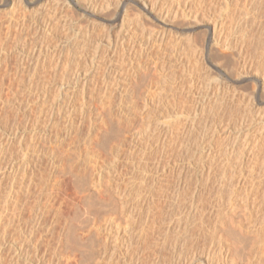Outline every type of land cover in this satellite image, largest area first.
<instances>
[{"label":"rangeland","instance_id":"1","mask_svg":"<svg viewBox=\"0 0 264 264\" xmlns=\"http://www.w3.org/2000/svg\"><path fill=\"white\" fill-rule=\"evenodd\" d=\"M146 1L169 17L153 18L138 0H0V264H189L193 256L208 264L229 189L251 171L264 175V0ZM216 23L222 47L211 37ZM161 29L164 42L140 57L133 91L118 94L116 74L129 76L142 36ZM117 140L118 157L106 150ZM94 181L135 192L131 245L110 242V261L101 259L104 231L88 234L85 255L73 252L76 234L92 229L77 214ZM149 189L153 206L139 200ZM192 208L199 213L187 217Z\"/></svg>","mask_w":264,"mask_h":264},{"label":"bare ground","instance_id":"2","mask_svg":"<svg viewBox=\"0 0 264 264\" xmlns=\"http://www.w3.org/2000/svg\"><path fill=\"white\" fill-rule=\"evenodd\" d=\"M260 1V0H258ZM257 1V2H258ZM12 2V1H11ZM138 2L140 3L141 5V8H142V11L144 13H147V14H150V16H153L152 14H155V16H158L159 19H165V18H168L169 17V14H170V9L167 10V11H164L162 10L161 8H156V6H149L147 5V1L146 0H138ZM256 2V1H255ZM9 4H12L10 2H5L4 3V6H8ZM10 6V5H9ZM12 6V5H11ZM119 6H123V2H120L119 3ZM230 6V5H229ZM98 7L97 3H91V8H92V11H94L96 8ZM243 9V8H242ZM241 9V10H242ZM178 10V9H177ZM181 10V14L183 16H188L190 15V11H186L184 8L183 9H180ZM227 10V8H226ZM91 11V12H92ZM230 11V10H229ZM240 11V10H239ZM93 13V12H92ZM177 13V12H175ZM174 13V14H175ZM226 13V12H225ZM231 13V12H229ZM227 15V14H226ZM230 15V14H229ZM227 15V16H229ZM241 15V14H240ZM231 17V16H230ZM154 18V16H153ZM156 18V17H155ZM246 23H243V27ZM238 26V25H237ZM240 26V25H239ZM247 26V25H246ZM227 27V26H225ZM241 27V28H243ZM236 28V26H235ZM238 28V27H237ZM207 29V28H206ZM234 29V28H233ZM244 29V28H243ZM249 29V28H248ZM238 30V29H236ZM241 29L238 30V33L240 32ZM245 30H246V27H245ZM224 31V30H223ZM242 31V30H241ZM227 32V31H226ZM234 32V31H233ZM243 32V31H242ZM241 32V34H243ZM247 32V30L245 31ZM145 33V32H144ZM187 34H190L191 33V30H187L186 31ZM236 33V31H235ZM228 34V33H227ZM230 34V33H229ZM228 34V35H229ZM234 34V33H233ZM246 34V33H245ZM249 34V33H248ZM232 35V34H231ZM230 35V36H231ZM190 36V35H189ZM227 36V35H226ZM229 36V37H230ZM10 37V36H9ZM165 33H164V30L161 29L160 32H150L148 31L147 33H145L143 36H142V39L141 41L139 42L138 45V48H139V57H136L134 58L135 60H133V57L127 59V66L128 64L130 65V67L128 66V70L131 71V74H129V76L126 75V77H123L122 74H121V71L120 73L116 74L115 71L114 73L116 74V77L115 78L116 80L114 81V89L118 92V94H123L125 95L126 93L130 94L132 91H133V88L132 87V84L135 85V80L137 77H139V73L141 72V69H142V62H140V57L143 56L145 53H147L146 51L152 47H155V45L157 46H160L161 44H163L164 42V38H165ZM211 37L213 38V42L214 44L217 46V47H222V46H225V42H227L226 40L225 41H222L223 40V36H222V25L220 24V27H218V23H216V26H214V28L211 30ZM228 37V36H227ZM244 38V37H242ZM228 39V38H227ZM238 39V38H237ZM242 40V39H241ZM240 39L238 41H241ZM246 40V39H245ZM244 40V41H245ZM248 40V39H247ZM235 41V40H234ZM249 41V40H248ZM263 42V41H262ZM230 43V42H229ZM228 44V43H227ZM204 46V45H203ZM227 46V45H226ZM241 46V45H240ZM209 47V46H208ZM229 47V46H227ZM242 47V46H241ZM264 47V46H263ZM132 50V48H131ZM129 51V50H128ZM202 51V50H201ZM130 52V51H129ZM133 51H131V55H134L132 54ZM205 53V52H204ZM156 64V63H155ZM41 65V64H40ZM246 63L245 62H242L239 64V69H238V73H239V76L241 75V73H243L244 75V71L246 70ZM120 67V66H119ZM124 68V67H123ZM120 69V68H118ZM127 70V71H128ZM143 70V69H142ZM123 71V70H122ZM126 71V70H125ZM247 71V70H246ZM110 72V71H108ZM143 73V72H142ZM237 73V72H236ZM246 73V72H245ZM37 74V73H36ZM112 75V73H109ZM112 75V76H115ZM121 74V75H120ZM126 74V73H125ZM247 74V73H246ZM141 75V73H140ZM79 76V75H78ZM109 76V75H108ZM248 76V75H247ZM80 77V76H79ZM243 77V76H241ZM254 81L256 83L259 82V78L257 76H254ZM75 80L77 82H80L82 84L85 83V78L84 77H81L80 80L78 78H75ZM135 81V82H134ZM264 83V81H263ZM138 84V83H137ZM141 84V83H140ZM140 86V85H139ZM138 86V87H139ZM134 87V86H133ZM141 87V86H140ZM141 89V88H140ZM258 89V88H257ZM136 90V89H135ZM143 91V89H141ZM138 93V90L137 92ZM139 94V93H138ZM116 95V93H115ZM114 95V96H115ZM140 95V94H139ZM255 95L257 97L260 98V93L259 91H257L255 93ZM117 96V95H116ZM127 96V95H126ZM145 97V95H144ZM126 98V97H125ZM140 98V97H139ZM210 102V101H209ZM208 102V103H209ZM201 106H203V102L201 103ZM122 107V106H121ZM197 107V106H196ZM212 107V106H211ZM209 107V111H212L210 110ZM121 109V108H120ZM101 110V109H100ZM111 110V109H110ZM198 112L201 111V109L197 110ZM100 113V112H98ZM106 113V112H105ZM108 113V112H107ZM106 113V114H107ZM209 113V112H208ZM124 114V112H123ZM102 116L104 114H101ZM109 115V114H108ZM127 115V114H126ZM98 116V115H97ZM217 116V115H216ZM101 117V116H100ZM120 117V116H119ZM202 118V117H201ZM215 118V117H214ZM218 118V117H217ZM216 118V119H217ZM221 117H219V121H216L217 124H213V125H219V123L221 122L220 119ZM109 119V118H108ZM199 119L198 117L195 118V120L191 121V125H193L196 120ZM106 120V119H105ZM110 120V119H109ZM112 120V119H111ZM123 120V119H122ZM201 120V119H200ZM117 121V120H116ZM126 121V120H125ZM107 122V121H106ZM120 122V121H119ZM124 122V121H123ZM215 121L213 120L212 123H214ZM115 123V122H113ZM198 123L199 120H198ZM110 123H108L109 125ZM209 123V127L211 125ZM71 125V123H70ZM100 125V124H99ZM103 125V124H102ZM111 125V124H110ZM72 126V125H71ZM95 126V125H94ZM116 126V125H114ZM121 126V125H120ZM174 124H166V129L164 131V138L162 139L161 143L159 144V146L161 145L162 149L163 150H166L167 148V140H168V137L170 136L171 132H172V128H173ZM212 126V125H211ZM93 127V126H92ZM104 127L106 126H102V130L104 131ZM118 127H119V124H118ZM172 127V128H171ZM107 128V127H106ZM189 128H192V127H188ZM212 128V127H210ZM109 129V127L107 128ZM111 129V128H110ZM116 129V128H115ZM123 129V128H122ZM126 129V128H125ZM96 130V129H95ZM101 130V129H100ZM107 131V130H106ZM103 132V133H106ZM121 132V129L119 130ZM124 131V130H123ZM122 131V132H123ZM133 131V130H132ZM108 132V131H107ZM115 132H118V131H115ZM127 132V131H126ZM129 132V131H128ZM102 133V135H103ZM130 133V132H129ZM135 133V132H134ZM114 134V133H113ZM118 134V133H117ZM120 134V133H119ZM123 134V133H122ZM128 134V133H127ZM133 134V133H132ZM93 135V134H92ZM95 135V134H94ZM101 135V136H102ZM135 135V134H133ZM100 136V135H99ZM111 136V135H110ZM92 138V137H91ZM104 138V137H103ZM122 138V137H121ZM99 139V138H98ZM110 139V138H109ZM116 139V138H114ZM125 139V138H124ZM87 140V139H86ZM89 140V139H88ZM91 140V139H90ZM121 140V139H120ZM120 140H117L115 143L113 144H110L111 146H109V149H106V150H109L110 154L109 155H113V156H116L117 157L119 156L118 155V152H119V144L122 143L119 142ZM95 141V139H94ZM108 141V140H107ZM113 141V139H112ZM93 142V141H92ZM96 142V141H95ZM106 142V141H104ZM127 142V141H126ZM90 143V142H89ZM94 143V142H93ZM93 143H91L93 145ZM97 143V142H96ZM108 143H110L108 141ZM99 144V143H98ZM89 145V144H88ZM95 145V144H94ZM121 145V144H120ZM123 146V145H122ZM97 147V146H96ZM160 147V148H161ZM87 148V147H86ZM162 149H160L162 151ZM159 150V149H158ZM235 150V149H234ZM160 151V152H161ZM167 151V150H166ZM98 152V151H97ZM101 152V151H100ZM233 152V151H232ZM95 153H96V150H95ZM165 153V152H164ZM94 154V152L92 153V155ZM98 154V153H97ZM93 158V156H92ZM112 160V159H111ZM111 163H115V162H112ZM159 163V162H158ZM95 165V164H94ZM98 165V164H97ZM110 165V164H109ZM88 166V165H87ZM114 166V165H113ZM259 166V165H258ZM263 166V165H262ZM97 167V166H96ZM102 167V166H101ZM95 168V167H94ZM89 169V168H88ZM101 169V168H100ZM255 170V169H254ZM86 171V169H85ZM102 171V170H101ZM257 171V170H255ZM254 171V172H255ZM258 171H261V170H258ZM262 172V171H261ZM259 172L257 173V175H255V173H253L252 171L250 172V177H245V178H241L239 179L238 182H236L235 185L232 186L231 189H229L230 191L227 193L225 199H224V203H223V209L221 211H219L218 213L216 212L215 214V221L212 226V231L210 232V230H208L210 232V235H209V246H208V249L210 250V252H212V254H215V258L211 261V262H208V264H264V175ZM100 174V172H99ZM96 175V174H95ZM244 175V174H243ZM255 175V177L257 178V180L255 182H249L247 180V178H251ZM99 177V175H97ZM254 177V180L256 179ZM117 178V177H116ZM101 179H102V176H101ZM250 179V180H251ZM96 180V179H94ZM103 180V179H102ZM118 180V179H117ZM120 180V179H119ZM231 180V179H230ZM253 180V181H254ZM95 182V181H94ZM97 182V181H96ZM95 182V183H96ZM110 182V181H108ZM116 182V181H115ZM93 184L92 185V188H93V192L94 194L91 196L90 194H87L82 197H80V201L82 202V208L83 210H78V216L79 217L78 219H82V222L83 224H85L86 228L89 224V226L92 228V229H84L83 231H81L80 234V237H79V234H76V232L74 234H76L77 236V239L74 241V247L76 248L75 251L73 252H76L74 253L76 256H80V253L81 255H85L84 252H85V242L87 241V237H88V234L91 233V231H93V233L96 235L95 238L97 237H100V233L102 235V231H104L106 233V239L102 242L103 245H102V249L101 251L102 252V256L103 258L101 259H104L105 261L106 260H109L111 258V256L113 255V251L109 252L107 250V248H109L108 244L111 245V243H113V246L116 244V242H120L123 244L124 243V240L129 242L130 245H131V233H130V228H131V225H132V221H133V213L132 212V208L135 207V205L131 208L132 206V198H133V195L131 196V193H135L134 191L132 192V189H131V193L129 190H124L121 189L120 184L119 186L120 187H117V186H112V187H103L104 183H100L102 185H100L99 183H96V184ZM230 184V183H229ZM90 185V184H89ZM127 186V184H126ZM178 186V185H177ZM90 187V186H89ZM128 187H130L128 185ZM224 187V186H222ZM231 187V185H230ZM235 187V188H233ZM131 188V187H130ZM78 189V188H77ZM127 189V187H126ZM129 189V188H128ZM139 189V188H138ZM80 190V189H79ZM84 190V189H83ZM129 191V192H128ZM136 191V190H135ZM152 190H147L143 195H145L144 197L142 196L141 199L139 200H143V198H146L145 199V203H151V200L149 197H151L152 195L150 194ZM81 192V191H80ZM87 192V191H85ZM91 192V193H93ZM138 192V191H136ZM140 192H138L137 194H139ZM177 193V192H175ZM80 194V193H79ZM82 194V193H81ZM135 194L137 197H139L140 195H137ZM134 195V199H137L135 198L136 196ZM151 195V196H150ZM81 196V195H80ZM114 197V198H113ZM153 197V196H152ZM173 197V198H172ZM172 200H174L176 198V194L174 196H172ZM223 197V198H224ZM178 198V196H177ZM79 199V197H78ZM222 199V198H221ZM119 201L118 204H116L117 201ZM138 200V199H137ZM150 200V201H149ZM223 200V199H222ZM133 201V200H132ZM80 202V203H81ZM135 202H138L135 200ZM139 203V202H138ZM137 204V203H136ZM140 204V203H139ZM142 204V203H141ZM140 204V205H141ZM152 204V203H151ZM146 205V204H145ZM144 205V206H145ZM149 205V204H148ZM153 206V204H152ZM78 207V206H77ZM139 207V205H138ZM76 208V207H75ZM137 208V205L135 207V209ZM145 208V207H143ZM142 208V209H143ZM78 209V208H77ZM76 209V210H77ZM141 209V208H140ZM140 210L137 209L139 211H137V214L140 216L142 214V211H143V214L145 213V217L144 219H148L150 221V218L152 214H148L149 211H148V208L147 209H143V210ZM134 211V210H133ZM75 212V211H74ZM73 212V213H74ZM196 213L198 214L199 213V209H195V208H192V210L190 209L188 211V214H187V217H190L193 215V217L196 215ZM72 214V213H71ZM142 214V215H143ZM68 215V214H67ZM75 215H73V218H74ZM69 217V216H68ZM76 217V216H75ZM76 217V218H77ZM192 217V218H193ZM71 218V217H70ZM72 218V219H73ZM75 218V219H76ZM37 219V218H36ZM35 219V220H36ZM76 219V220H78ZM153 219V218H152ZM67 220V219H66ZM65 220V221H66ZM148 220H146L148 222ZM38 221V220H37ZM118 221H120L119 223H117ZM122 221V222H121ZM68 222V221H67ZM72 222V221H71ZM75 221H73L74 223ZM80 222V221H79ZM146 222V224H147ZM76 223V222H75ZM78 223V221H77ZM152 225L154 224L152 221H151ZM35 224V223H34ZM38 224V223H37ZM65 224V223H64ZM63 224V225H64ZM71 224V223H70ZM145 224V225H146ZM39 225V224H38ZM77 225V224H76ZM75 225V227H76ZM80 225H82L80 223ZM150 225L147 224V226ZM189 225V223L186 221L185 222V228H187ZM70 226V225H68ZM73 226V225H71ZM146 226V228H148ZM63 227V226H62ZM79 227V226H78ZM83 227V226H82ZM153 227V226H152ZM151 228V227H150ZM150 228L147 229L148 231H150ZM72 229V228H71ZM145 229V228H144ZM211 229V227H210ZM147 230L145 231V233L147 232ZM152 230V229H151ZM64 231V230H63ZM68 231V230H67ZM77 231V230H76ZM101 231V232H100ZM132 231V229H131ZM78 232V231H77ZM72 233V231H71ZM92 235V234H91ZM104 235V234H103ZM208 235V234H207ZM90 236V235H89ZM72 237V236H71ZM91 237V236H90ZM93 237V236H92ZM102 237V236H101ZM104 237V238H105ZM66 238V237H65ZM75 238V237H73ZM89 238V237H88ZM94 238V239H95ZM64 239V238H63ZM92 239V238H91ZM66 240V239H64ZM90 240V238L88 239ZM97 240V239H96ZM99 240V238H98ZM98 240H97V243H98ZM111 240V241H110ZM67 242V241H66ZM75 242L78 243V246L76 247L75 246ZM91 242V241H90ZM94 242V240L92 241ZM111 242V243H110ZM59 243V241H58ZM63 243V242H62ZM76 243V244H77ZM100 243V244H102ZM144 243V242H143ZM60 244V243H59ZM69 244V243H68ZM67 244V245H68ZM72 244V243H71ZM70 244V245H71ZM90 244V243H89ZM88 244V245H89ZM93 244V243H92ZM120 244V243H119ZM125 244V243H124ZM61 245V244H60ZM91 245V244H90ZM62 246V245H61ZM87 246V245H86ZM99 247V245H97ZM112 246V247H113ZM60 247V246H59ZM111 247V248H112ZM67 248V247H66ZM74 248V249H75ZM91 248V247H90ZM64 249V248H63ZM60 250V249H59ZM88 250V249H87ZM94 250V249H93ZM92 250V251H93ZM78 251V252H77ZM64 253V252H63ZM79 253V254H78ZM111 253V254H110ZM193 253V252H192ZM67 254V253H66ZM88 254V253H87ZM86 254V255H87ZM96 254V253H95ZM99 255V254H98ZM92 256V255H91ZM96 256V255H95ZM99 256V257H100ZM74 257V255L72 256ZM67 258V257H66ZM107 258V259H105ZM113 258V256H112ZM111 258V259H112ZM79 259V258H78ZM94 259V258H93ZM98 259V258H97ZM96 259V260H97ZM110 259V260H111ZM66 260V259H65ZM71 259L68 258V261H70ZM80 260V259H79ZM103 260V261H104ZM109 260V261H110ZM217 260V262H215ZM102 261V260H101ZM71 262V261H70ZM94 262V261H93ZM96 262V261H95ZM100 263V261H99ZM104 263V262H103ZM87 264V263H86ZM90 264V263H89ZM95 264V263H94ZM109 264V263H108ZM176 264H181V263H176ZM184 264V263H182ZM189 264H197L195 262V259H194V256L192 257V260L189 262Z\"/></svg>","mask_w":264,"mask_h":264}]
</instances>
